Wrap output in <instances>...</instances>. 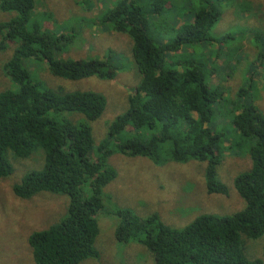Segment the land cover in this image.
Segmentation results:
<instances>
[{
    "label": "trees",
    "instance_id": "16d2710c",
    "mask_svg": "<svg viewBox=\"0 0 264 264\" xmlns=\"http://www.w3.org/2000/svg\"><path fill=\"white\" fill-rule=\"evenodd\" d=\"M201 1L187 19L154 35L150 26L160 21H151L137 0H119L97 16L106 29L130 36L140 80L128 95L127 109L108 124L105 137L95 146L89 122L102 114L105 97L93 91L41 88L22 63L40 60L49 73L71 80L112 79L117 66L108 56L58 57L71 35L42 27L33 14L35 0H0L1 11L16 13L0 23V48L4 40L16 43L4 69L11 86L0 92V177L12 171L8 153L24 158L40 147L43 166L24 174L13 185L14 194L30 198L48 191L69 196L58 222L30 234L35 264H78L99 256L94 247L96 216L104 209L103 188L117 176L107 164L114 152L146 156L159 164L203 162L207 192L226 194L216 172L222 150L231 143L225 130L214 129L222 122L216 110L223 104L227 106L223 122L228 120L249 141L251 167L234 178L243 208L231 215L200 214L182 228L166 225L155 212L140 218L130 209L114 208L110 212L119 219L115 237L146 246L154 264H263L247 256L242 236L255 239L264 231V113L244 97V86L228 100L225 89L211 85L209 62L206 66L194 58V45L211 41L209 31L220 14L215 3ZM161 5L162 0L155 1L152 12L158 14ZM181 50H187L184 58L178 56ZM162 149H167L164 157L159 156Z\"/></svg>",
    "mask_w": 264,
    "mask_h": 264
},
{
    "label": "rangeland",
    "instance_id": "374dc122",
    "mask_svg": "<svg viewBox=\"0 0 264 264\" xmlns=\"http://www.w3.org/2000/svg\"><path fill=\"white\" fill-rule=\"evenodd\" d=\"M118 1L35 0L33 9L42 27L57 34L71 35L65 51L57 54L58 57L108 56L117 66L114 78L64 79L49 73L46 63L40 60L26 59L22 63L41 88L93 91L105 97L102 114L89 122L95 146L105 137L108 124L127 109L128 95L140 80L131 58L130 36L126 32L106 29L98 22L97 16ZM155 1L137 0L151 21L156 18L160 21V24L150 26L149 32L153 35L158 31L166 32L172 23L184 20L191 10L203 4L201 0H162L156 14L152 12ZM208 2L215 3L220 14L209 31L211 41L194 45V58L206 66L209 62L210 83L225 89L228 100L236 98L237 90L244 86L247 88L244 97L252 100L264 113V0ZM15 14L0 10V23ZM2 31L5 33L4 29ZM15 44L4 40V47L0 48V92L11 86L4 69ZM186 52L181 50L179 58H184L182 53ZM223 105L216 110V117L222 122L214 129L225 130L231 146L222 150L216 178L225 184L227 193L207 192L203 162L167 160L159 164L146 156L114 152L107 158V164L115 169L117 176L103 188L104 209L96 216L99 230L94 247L99 256L78 264H154L152 253L143 244L116 239L115 227L119 219L110 212L114 208L130 209L140 218L155 212L173 228L184 227L200 214L231 215L243 208L245 203L235 189L234 178L251 167L247 152L249 141L239 136L228 120L223 122L222 111L227 108ZM115 142L110 143L111 148ZM166 152L167 149L160 150L159 156L164 157ZM7 159L12 171L0 177V264H35L28 238L34 231L61 219L66 213L69 196L48 191L38 192L30 198L14 194L12 187L24 174L43 166L44 154L40 147L28 157L19 158L8 153ZM242 238L247 256L260 259L264 264V231L255 239Z\"/></svg>",
    "mask_w": 264,
    "mask_h": 264
}]
</instances>
